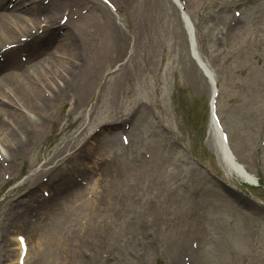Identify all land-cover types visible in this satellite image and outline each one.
<instances>
[{
    "label": "rangeland",
    "instance_id": "374dc122",
    "mask_svg": "<svg viewBox=\"0 0 264 264\" xmlns=\"http://www.w3.org/2000/svg\"><path fill=\"white\" fill-rule=\"evenodd\" d=\"M95 1L56 14L88 22V49L71 23L64 45L68 68L92 70L84 96L70 84L0 167V264H16V235L25 264H264V0H180L229 148L257 186L226 171L207 134L210 85L173 0Z\"/></svg>",
    "mask_w": 264,
    "mask_h": 264
},
{
    "label": "bare ground",
    "instance_id": "6f19581e",
    "mask_svg": "<svg viewBox=\"0 0 264 264\" xmlns=\"http://www.w3.org/2000/svg\"><path fill=\"white\" fill-rule=\"evenodd\" d=\"M6 2L7 4L12 3V6L10 8L5 7ZM42 2V0H0V167L4 161H8L9 165V162H12V156L15 154L27 152L28 143L30 144L34 139V134L40 133V129L46 125V111L50 110L49 108L57 99L71 91L72 86L70 84L80 86L79 92L82 95L79 96V99L81 100L91 81L92 70H89V67V75L83 78L77 70L73 71V68L67 67L66 61L69 55L64 49V45L72 37L70 33H75L70 32L67 24L74 25L77 33L81 35L85 32L82 28H87L88 22H84V17H81V20L73 21L72 18L75 19V17L69 13L65 24L59 21L57 23L56 14L65 5L78 6L87 2V7L89 6L90 10L91 6L99 3L95 0H53L54 3L47 5L46 8L42 6ZM91 12L93 10H90L89 13L91 14ZM39 14L44 15L45 19L41 18L39 21L37 19ZM90 18L87 16V19ZM42 21L46 22V25L40 37L37 35V31ZM80 22H84V24H80ZM65 26L67 29L63 30ZM59 30H63V34H59ZM18 35L29 36V42L22 44V38ZM78 43L81 44L83 51L90 47V40L84 37L83 42ZM114 43L118 46L116 49L119 52L122 48V42L117 36L114 37ZM53 45L55 46L54 50L49 52V46L52 47ZM18 52L28 54L26 64L18 60ZM67 79L68 81L65 82L64 80ZM12 118L16 119L17 122L12 123ZM15 129L18 130L16 135L19 136L20 134L19 138L16 139L19 143L13 142L16 136ZM209 134L218 144L219 157L224 163L226 171L237 176L242 182L254 185L252 175L235 158L233 159L234 156L228 148L220 145L212 127L209 128ZM17 144L20 145L15 146ZM75 153L76 158H78L77 150ZM74 188H76L75 185ZM59 189L57 187L54 194ZM8 203L10 206L12 199ZM8 211L10 214V208ZM148 214L155 216L157 212L151 208ZM28 254L29 248L26 243L24 264Z\"/></svg>",
    "mask_w": 264,
    "mask_h": 264
}]
</instances>
